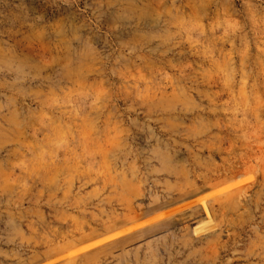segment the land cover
Here are the masks:
<instances>
[{
    "label": "rangeland",
    "instance_id": "obj_1",
    "mask_svg": "<svg viewBox=\"0 0 264 264\" xmlns=\"http://www.w3.org/2000/svg\"><path fill=\"white\" fill-rule=\"evenodd\" d=\"M0 264H264V0H0Z\"/></svg>",
    "mask_w": 264,
    "mask_h": 264
}]
</instances>
